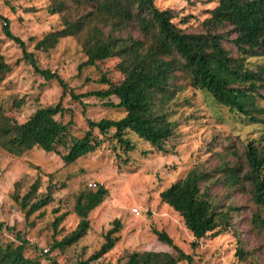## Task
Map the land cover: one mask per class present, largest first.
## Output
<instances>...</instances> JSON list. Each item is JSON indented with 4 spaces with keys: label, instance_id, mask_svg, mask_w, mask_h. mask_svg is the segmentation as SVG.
Listing matches in <instances>:
<instances>
[{
    "label": "rangeland",
    "instance_id": "rangeland-1",
    "mask_svg": "<svg viewBox=\"0 0 264 264\" xmlns=\"http://www.w3.org/2000/svg\"><path fill=\"white\" fill-rule=\"evenodd\" d=\"M52 3L53 0H0V14L9 21L11 33L24 42L26 51L34 54L39 67L57 73L75 95L104 89V86L86 80L97 78L92 68L78 70L86 59L80 39H62L49 52L35 50L38 40L63 27L62 14L50 12ZM156 6L173 10L175 24L187 33L200 34L203 33L201 23L209 16V10L217 6V0H157ZM68 14L77 15L70 11ZM3 26L0 22V52L12 66V71L0 85V101L10 106L13 100L22 99L19 109L7 107L19 123H24L39 108L55 106L60 99L65 109L60 120L70 122L72 133L77 137H82L88 130L87 120L97 122L123 116L92 97L75 101L67 92L61 98L62 89L56 81L46 82L22 61V49L5 37ZM223 45L231 56H236L229 42H223ZM250 61L254 66L261 62L258 59ZM114 66L115 61L106 64L109 79L117 82L121 75ZM173 84L178 87V92L175 105H171L170 120L177 126L166 145L167 153L157 152L133 135L129 138L136 150L129 154L113 150L107 142L69 166L64 165L59 155L38 149L22 157L0 150V242L17 245L19 233L29 243L25 256L40 264L87 261L88 264H122L133 252L173 253L172 248L160 243L154 234L163 231L175 246L192 257L191 264H264V233L252 223V215L257 209L247 192L238 184H229L227 172H222L225 164H229V168L239 170L240 177L244 174V148L249 141L264 135V125L254 124L215 105L183 76L178 75ZM257 92L264 94L261 87ZM257 102L259 107H264V100L258 98ZM60 153L65 151L60 149ZM194 167L214 175L202 185V190L208 193L215 206L223 210L226 206L237 209L231 215V226L227 231L215 238L208 236L200 240L196 248L192 247L195 240L181 217L160 199L164 190ZM20 180V194L36 180L40 185V198L45 197L50 186L55 187L52 201L29 219L24 218L11 199L14 184ZM99 187L107 194L88 215L86 235L70 247L52 251L53 244L70 234L80 222L74 213L78 194L95 192ZM62 214L65 216L63 221L54 228L55 218ZM115 220L121 224L118 242L108 253L90 261L104 243L105 235L114 227Z\"/></svg>",
    "mask_w": 264,
    "mask_h": 264
},
{
    "label": "trees",
    "instance_id": "trees-1",
    "mask_svg": "<svg viewBox=\"0 0 264 264\" xmlns=\"http://www.w3.org/2000/svg\"><path fill=\"white\" fill-rule=\"evenodd\" d=\"M156 1L53 0L50 12L62 14L63 27L38 40L35 50L49 52L62 39H80L86 59L78 70L92 68L97 78L86 80L105 87L81 95L69 90L57 73L41 69L34 54L26 51L24 42L11 33L9 21L0 14L3 33L22 49V61L46 82L56 81L62 89L61 98L67 92L75 101L92 97L103 102L104 107L123 113L118 119L87 120L88 130L82 137H77L72 133L71 123L60 120L65 113L61 99L55 106L37 109L24 123H19L8 110L19 109L22 99L13 100L10 106L0 101V150L22 157L38 149L59 155L64 165L69 166L107 142L113 150L129 154L136 150L129 138L133 135L157 152L167 153L166 145L177 126L170 120V110L178 92V87L173 84L178 75L215 105L254 124L264 125V107H259L257 102L258 98L264 100V94L257 92L260 87L264 92V0H217V6L209 10V16L201 23L203 33L200 34L181 29L174 22L173 10L159 9ZM69 11L77 15L69 16ZM223 42L232 45L236 56H231ZM250 59L261 62L254 66ZM109 61H115L114 68L121 75L117 82L109 79L106 67ZM11 71L12 66L0 52V85ZM60 149L65 153H60ZM244 161L246 168L241 177L239 170L229 168V164H225L222 172H227L229 184H238L247 192L257 209L252 215V223L264 233V135L246 144ZM213 177L211 172L194 167L160 195L161 201L181 217L193 236V248L200 240L208 236L215 238L227 231L231 226V215L237 210L232 206L223 210L209 200L202 185ZM21 186V180L14 184L11 199L25 219L52 201L55 187L50 186L45 197L40 198L38 180L24 194H20ZM106 194L102 187L95 192L78 194L74 213L80 222L70 234L53 244L52 251L70 247L86 235L88 215L102 203ZM64 217L62 214L55 218L54 228ZM113 225L90 261L108 253L118 242L121 224L115 220ZM154 234L160 243L172 248L173 253L133 252L122 264L192 263V257L175 246L165 232L155 231ZM16 236L20 240L17 245L0 242V264H40L25 256L29 243L19 233ZM80 264H88V261Z\"/></svg>",
    "mask_w": 264,
    "mask_h": 264
},
{
    "label": "built area",
    "instance_id": "built-area-1",
    "mask_svg": "<svg viewBox=\"0 0 264 264\" xmlns=\"http://www.w3.org/2000/svg\"><path fill=\"white\" fill-rule=\"evenodd\" d=\"M91 186H95V185H91ZM136 214H139V213L136 211Z\"/></svg>",
    "mask_w": 264,
    "mask_h": 264
}]
</instances>
